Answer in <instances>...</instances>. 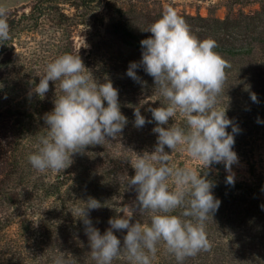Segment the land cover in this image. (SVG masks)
<instances>
[{"label": "trees", "instance_id": "1", "mask_svg": "<svg viewBox=\"0 0 264 264\" xmlns=\"http://www.w3.org/2000/svg\"><path fill=\"white\" fill-rule=\"evenodd\" d=\"M77 2L35 0L28 11L8 9L10 38L0 40V264H53L61 252L68 264H96L81 217L85 202L89 197L100 202V208L89 210L88 218L101 234L110 227V219L132 214L137 193L128 187L125 178L135 175L131 163L137 155L152 153L157 144L158 134L153 132L157 123L150 109L166 106L167 99L143 66L136 70L141 82L126 73L131 62L139 63L142 59L140 42L152 35L142 29V24L152 25L165 9L160 4L155 6V2L144 9L133 5L124 9L123 3H110L106 7L107 17H100L95 37L87 36L89 46L80 48L79 55L86 69L91 68L93 79L101 84L111 82L118 90L120 110L127 124L116 139L106 138L103 144L87 146L74 154L73 162L59 174L40 173L30 165L28 156L47 133L44 117L54 109L57 97L48 100L38 96L33 83L28 82L18 89L1 87L12 58V40L21 28L38 24L44 14H55L56 24L79 25V20H73L74 13H66L63 5L68 3V9H88L93 0ZM259 4L258 10L243 12L241 7L237 18L228 16L225 28H231L229 41L216 42L215 51L230 64L219 96H237L249 90L264 96V4ZM81 22L88 28L87 22ZM108 39L131 50L129 55L119 58L121 65L112 61L118 58L104 50ZM237 86L248 90L239 91ZM137 108L146 121L152 122L137 128ZM173 124L187 127L180 112L169 118L164 127ZM165 151L171 154V165L192 167L201 171L202 176L207 173L214 184L213 195L220 201L218 210L206 221L211 248L186 258L183 264H264V176L229 184L222 163L205 169L202 162L189 163L192 157L182 146L175 150L165 146ZM183 210L178 208L174 214ZM152 215L151 211H136L131 222L150 224ZM122 231L125 236L126 230ZM120 232L114 230L123 245ZM111 264H131L126 250L122 249ZM151 264L178 262L161 242Z\"/></svg>", "mask_w": 264, "mask_h": 264}, {"label": "clouds", "instance_id": "2", "mask_svg": "<svg viewBox=\"0 0 264 264\" xmlns=\"http://www.w3.org/2000/svg\"><path fill=\"white\" fill-rule=\"evenodd\" d=\"M147 31L152 35L140 42L142 59L139 63L131 62L126 74L141 82L136 70L143 66L168 104L150 109L157 123L153 128L158 134L155 150L137 155L131 163L135 175L126 176L125 182L137 193L133 213L151 211L153 215L150 224L132 223L133 213L112 218L108 221L110 227L101 234L88 218L89 210L98 209L101 204L89 197L81 217L96 264H111L122 249L126 250L131 264H151L161 242L178 264L201 251H208L211 243L207 238L206 221L220 205L212 192L214 184L207 173L202 176L201 171L192 167L171 165V154L165 151V146L171 150L178 146L186 148L205 169L213 163H223L230 173L232 165L238 161L233 146L234 134L239 129L226 116V108L216 106L226 80L225 70L230 67L215 51L216 41L210 37L199 39L171 8ZM9 38L8 9L0 6V40ZM40 77L34 88L38 96H45L50 81L59 82L61 94L55 100L54 109L45 114L47 133L40 137L28 161L38 172H51L54 176L66 169L73 162L71 157L87 146L103 144L106 138L116 139L127 124V118L120 110L118 90L111 82L101 84L93 79L79 49L49 62ZM251 99L259 102L255 93L251 94ZM178 110L185 117L187 127L175 124L164 127ZM134 116L137 128L152 122L146 121L139 108ZM230 125L231 133L226 130ZM227 183L234 184L233 175L227 177ZM181 207L184 210L179 215L174 214ZM114 230H126L123 245ZM53 264H68L65 253L56 256Z\"/></svg>", "mask_w": 264, "mask_h": 264}, {"label": "rangeland", "instance_id": "3", "mask_svg": "<svg viewBox=\"0 0 264 264\" xmlns=\"http://www.w3.org/2000/svg\"><path fill=\"white\" fill-rule=\"evenodd\" d=\"M35 0H0V6L7 9L19 8L28 11L30 5ZM78 1L79 0H68ZM108 2V3H106ZM155 2V6L159 4L166 10L168 8L176 11L186 23L194 35L199 39L212 38L216 42H227L228 30L225 28L227 19L237 18L238 10L242 7L243 12L249 10H258L259 3L264 4V0L246 1V0H103L98 3L97 0L83 8H66V13H74L73 20H79V25L64 26L56 24L55 14H44L42 20L38 24L31 27L26 26L17 31L13 38L12 58L4 78L1 80L5 90L12 87H25V82L33 83L34 86L39 84L40 76L44 74L46 65L52 62L59 55L64 53H75L77 49L89 46L87 36L95 37L97 24L101 16L107 17V4H121L124 9L129 6L141 7L144 9L146 5ZM240 2L243 4H238ZM62 5V4H61ZM243 5V6H241ZM49 10V9H48ZM49 12H51L49 10ZM104 14V15H103ZM229 16V17H228ZM141 19L142 17H138ZM81 20L88 23V28L82 24ZM142 24V29L148 30L151 25ZM86 30V31H85ZM149 32V31H148ZM110 55L120 58L123 55H129L131 50L115 41L108 39L104 46ZM120 59L116 61L121 65ZM107 61H109L107 59ZM111 63L106 65L109 68ZM94 69V67L92 68ZM91 68H88L90 71ZM93 76V74H92ZM94 77V76H93ZM96 80V79H95ZM35 83V84H34ZM238 87V86H237ZM238 90L246 91L248 88L238 87ZM239 90V91H240ZM252 91L242 93L240 95H222L217 98V108L225 109L226 116L232 120V124L238 127L239 132L234 134L235 144L233 151L238 156V161L232 165L231 172L226 171L228 175H233L234 180H247L264 176V96H257L258 103H254L251 99ZM18 95V94H17ZM60 95L59 82H49V91L45 94L46 98H55ZM168 101H166V105ZM179 110L177 111V113ZM258 119L260 122H258ZM232 132V126L227 129ZM198 159L192 158L189 163H195ZM201 162V161H199ZM124 236L123 231L120 232Z\"/></svg>", "mask_w": 264, "mask_h": 264}]
</instances>
